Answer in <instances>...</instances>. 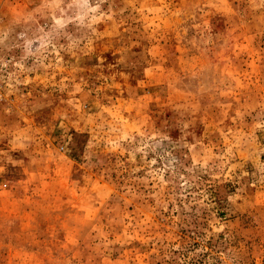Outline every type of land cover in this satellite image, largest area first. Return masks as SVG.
<instances>
[{"label":"rangeland","instance_id":"1","mask_svg":"<svg viewBox=\"0 0 264 264\" xmlns=\"http://www.w3.org/2000/svg\"><path fill=\"white\" fill-rule=\"evenodd\" d=\"M0 264H264V0H0Z\"/></svg>","mask_w":264,"mask_h":264}]
</instances>
